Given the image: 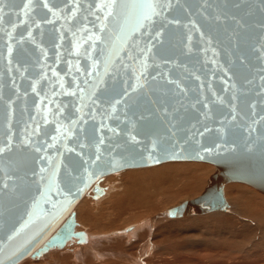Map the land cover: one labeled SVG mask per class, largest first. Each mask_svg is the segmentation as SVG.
I'll return each instance as SVG.
<instances>
[{
	"label": "water",
	"instance_id": "1",
	"mask_svg": "<svg viewBox=\"0 0 264 264\" xmlns=\"http://www.w3.org/2000/svg\"><path fill=\"white\" fill-rule=\"evenodd\" d=\"M107 2L0 0V264L82 241L74 207L125 169H219L172 216L264 192V0H154L144 27Z\"/></svg>",
	"mask_w": 264,
	"mask_h": 264
},
{
	"label": "rangeland",
	"instance_id": "2",
	"mask_svg": "<svg viewBox=\"0 0 264 264\" xmlns=\"http://www.w3.org/2000/svg\"><path fill=\"white\" fill-rule=\"evenodd\" d=\"M167 163L188 162H165ZM163 164L126 169L100 179L99 187L107 189L103 191V198L95 200L89 193L74 208L77 223L75 230L84 234L82 240L86 243L74 240L66 243L62 249L47 251L42 259H30L32 262L28 259L19 264H264L262 208L248 197L247 191L241 194V204H237L231 188L234 184L229 185L230 182L223 186L227 204L224 212L212 211L204 215L171 218L163 222L159 220L165 211L198 197L205 190L209 178L217 171L210 164L202 163L206 166V171L202 175L196 173L186 188H178V182L172 183L167 176V183L163 181L161 185L162 190L146 195L150 200L162 196L161 204L149 212L150 214L137 208L134 210L135 199L131 203L124 192L132 184H138V181L136 178H129L136 171ZM175 173L177 176L181 174L178 171ZM129 174L132 176L129 177ZM235 183L245 185L248 191L257 193L264 199V194L254 187L242 182ZM225 189L230 192H225ZM84 201H87L86 205L83 204ZM109 202L111 205L107 204ZM154 218L156 219L152 221ZM144 221H148V225L139 226ZM129 227L134 230L132 228L127 231ZM87 246L95 250V257L90 254ZM69 249L75 251L76 255L67 252ZM81 250L84 251L83 255Z\"/></svg>",
	"mask_w": 264,
	"mask_h": 264
},
{
	"label": "bare ground",
	"instance_id": "3",
	"mask_svg": "<svg viewBox=\"0 0 264 264\" xmlns=\"http://www.w3.org/2000/svg\"><path fill=\"white\" fill-rule=\"evenodd\" d=\"M170 162V161H169ZM178 162H180V161H178ZM186 162H188V163H176V164H174V163H167V164H163V165H160V166H158V167H154V168H150V169H147V170H142V171H136V172H134L133 174H135L134 176H132L131 174H129V177L130 176H132L131 178H129L130 180H132V179H137V181H138V184H136V185H131V187H128L126 190H125V192H124V195L125 196H127V198H128V200L132 203V200L133 199H135L134 201H135V206H134V210H144V212H147V213H149V212H151V211H153V210H155L156 209V207H157V205L159 206V204H161V202L163 201L162 199V196L161 197H159L158 195L156 196V197H159V198H157V199H155V200H150L149 198H147L146 197V195L148 196V194L149 193H155V192H157V191H160V190H162V187H161V185L163 184V181H166V183H167V176H168V180H170V181H172V183H174V182H178V184H176V186L178 187V188H186L188 185H189V181H192V179L195 177V175H197L198 174V172L200 173V175H202V174H204V172L206 171V166H204V165H202V163H204V162H199V163H197L198 161H186ZM162 164V163H161ZM206 164H210V163H206ZM159 165V164H158ZM210 165H212V164H210ZM154 166V165H153ZM212 166H214V165H212ZM150 167V166H149ZM215 167V166H214ZM217 169V168H216ZM126 170V169H125ZM122 171H124V170H122ZM122 171H120V172H122ZM176 171H178V172H180L181 174H180V176H177L176 175V173L175 172ZM120 172H118V173H120ZM217 173H219V169H217V171H216ZM215 172V173H216ZM117 173V174H118ZM197 173V174H196ZM112 174H114V173H112ZM178 174V173H177ZM181 175H184V176H186V177H182ZM104 178V177H103ZM105 178H106V176H105ZM125 178V177H124ZM101 181V180H100ZM108 181H111V179H108ZM128 181V180H127ZM174 181V182H173ZM134 183H135V181H133ZM208 182H209V180H208ZM238 182V181H237ZM132 183V182H131ZM137 183V182H136ZM165 183V182H164ZM171 183V182H170ZM226 183H229V182H226ZM226 183H224L223 184V186L226 184ZM242 183H244V182H242ZM232 184H234L231 188H233V191H234V194L233 195H235L236 196V198H235V200H236V203L237 204H241V194L243 193V192H248V197L250 198V199H253L256 203L255 204H257L259 207H260V209L262 208V210H261V212H262V214H264V199L262 198V197H260L257 193L255 194L254 192H252V191H248L249 189L245 186V185H243V184H240V183H235V182H230V184L229 185H232ZM236 184V185H235ZM247 184V183H246ZM169 185V184H168ZM229 185H227V186H229ZM248 185H250V184H248ZM99 186V185H98ZM175 186V185H174ZM180 186V187H179ZM222 186V187H223ZM250 186H252V187H254L256 190H258V191H260L261 193H263L264 194V192H262L261 190H259L258 188H256L255 186H253V185H250ZM226 188H229V187H226ZM167 189V188H166ZM223 189V188H222ZM107 190V189H106ZM106 190H104V192L106 191ZM175 190H177V189H175ZM182 191V190H181ZM180 191V192H181ZM186 191V190H185ZM226 191H229V189L227 190V189H225V192ZM103 192V193H104ZM178 192V191H177ZM204 192V191H203ZM202 192V193H203ZM230 192V191H229ZM232 192V191H231ZM89 193H91L90 191L86 194V195H89ZM160 193V192H159ZM161 193H163V191L161 192ZM190 193V192H189ZM201 193V194H202ZM233 193V192H232ZM165 194H168V193H166L165 192ZM179 194V193H178ZM182 194V193H181ZM201 194L199 195V196H201ZM85 195V196H86ZM123 195V194H122ZM124 195H123V197H124ZM162 195V194H161ZM186 195V194H185ZM84 196V197H85ZM91 196H92V194H91ZM90 196V197H91ZM171 196V195H170ZM196 196V195H195ZM198 196V197H199ZM83 197V198H84ZM93 197V196H92ZM122 197V196H121ZM175 197H176V195H175ZM198 197H196V198H198ZM94 198V197H93ZM101 198H103V195L101 194L99 197H97V198H95V200H98V199H100L101 200ZM112 198H115L116 199V197H112ZM170 198V197H169ZM196 198H194V199H196ZM232 198V197H231ZM82 199V198H81ZM168 199V198H167ZM166 199V200H167ZM194 199H192V200H189V201H185V202H190V201H193ZM83 200V199H82ZM85 200V199H84ZM165 200V201H166ZM88 201V200H87ZM87 201H84V205H86L87 204ZM170 201V199L168 200V202ZM233 201H234V199H233ZM185 202H183V203H185ZM251 202H253V201H251ZM174 203H175V200H174ZM182 203V204H183ZM107 204H109V205H111L110 204V202L109 203H107ZM182 204H180V205H182ZM106 205V204H105ZM108 205V206H109ZM180 205H178V206H176L175 208H177V207H179ZM252 205V204H251ZM131 206H133L132 204H131ZM226 207H227V205H226ZM75 208V207H74ZM137 208V209H136ZM175 208H172V209H169V210H167V211H165L164 213H162L161 215H160V218H159V220L161 221V222H163V221H167L168 219H171V218H183V217H187V216H193V215H204V214H207V213H210V212H207V213H202V214H197V213H192L191 212V210H187L186 209V211H185V214L183 215V216H172V210L173 209H175ZM258 209V208H257ZM74 210V209H73ZM212 212V211H211ZM221 212H224V211H221ZM260 212V211H259ZM150 214V213H149ZM157 218V217H156ZM156 218H154V219H152V221L153 220H155ZM158 219V218H157ZM149 222H151V221H149ZM57 223H59V222H57ZM148 225V221H144L143 223H141L139 226H144V225ZM149 224H151V223H149ZM139 226H137V228L139 227ZM133 227H129V228H127L126 230L127 231H130L131 229H132ZM53 229H54V226H52L49 230H48V232H46V234H44V237L46 236L47 237V235H49L52 231H53ZM125 230V231H126ZM132 230H134V228L132 229ZM127 233V232H126ZM43 237V236H42ZM71 241H74L73 239L71 240ZM71 241H69V243L71 242ZM81 242V241H80ZM82 242H84V243H86L84 240H82ZM80 244V243H79ZM82 244V243H81ZM68 246V245H67ZM88 247V246H87ZM55 249V248H54ZM88 250H90V254H93V256L95 257L97 254H96V252H95V250L94 249H92V247H88L87 248ZM57 250V249H56ZM60 251V250H59ZM83 250H81L80 251V253L83 255V252H82ZM67 252H69V253H71V254H73V255H76L75 254V251H73V250H68ZM46 254H47V252L46 253H43V254H41L38 258H41L42 259V257L43 256H46ZM80 255V254H79ZM77 257V256H76ZM81 257V256H80ZM98 257V256H97ZM38 258H36L37 260H38ZM28 259L30 260L31 258H24V259H21V260H18V261H16L14 264H19V263H21V262H24L25 260H27L28 261ZM35 259V260H36ZM97 259V258H96ZM31 261V260H30ZM32 262V261H31ZM30 262V263H31ZM34 262V261H33ZM37 263V262H36ZM27 264H29V263H27Z\"/></svg>",
	"mask_w": 264,
	"mask_h": 264
},
{
	"label": "snow or ice",
	"instance_id": "4",
	"mask_svg": "<svg viewBox=\"0 0 264 264\" xmlns=\"http://www.w3.org/2000/svg\"><path fill=\"white\" fill-rule=\"evenodd\" d=\"M32 3V0H28V3L25 4V10L27 14V10H29V5ZM116 0H108L107 3L103 5V7L108 8L109 11L107 15H112V7L115 5ZM44 7L48 8L47 0H45ZM131 7L139 9V26L144 27V22L151 23L152 17L158 16L160 13L157 10V4L154 2V0H132ZM2 11V10H0ZM49 11L51 9L49 8ZM55 15V13H53ZM38 26V25H37ZM160 33L156 34L155 38H158ZM11 51V49H9ZM133 142H136V137L131 138ZM103 141H101L102 143ZM37 151H40V149H36ZM4 148H0V153H3ZM43 171V169H42Z\"/></svg>",
	"mask_w": 264,
	"mask_h": 264
}]
</instances>
